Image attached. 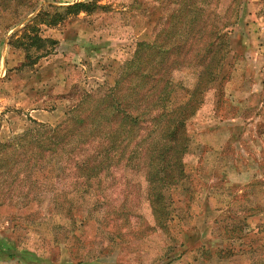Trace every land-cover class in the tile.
I'll return each instance as SVG.
<instances>
[{"label": "rangeland", "instance_id": "1", "mask_svg": "<svg viewBox=\"0 0 264 264\" xmlns=\"http://www.w3.org/2000/svg\"><path fill=\"white\" fill-rule=\"evenodd\" d=\"M37 1L36 10L13 27L14 18L0 12V140L5 142L36 122L60 124L87 93L100 97L122 77L131 86L136 81L137 63L131 61L138 43L177 47V33L193 35L191 59L171 69L175 83L171 99L185 101L204 65L196 54L205 52L216 35L210 33L212 25L237 20L230 22L234 25L228 27L230 33H223L230 50L217 69V79L200 94L202 101L186 122L185 176L172 191L175 217L167 229L156 226L145 170L125 165L122 159L102 176L97 188H87L75 183L71 166L64 168L56 161L51 177L36 192L40 200L10 198L15 189L9 188V200L0 206V239L35 252L39 262L18 256L0 257V264H251L264 250V232L257 228L264 211L253 212L255 205L264 206V0ZM80 1L90 3V10L71 13L55 25H41L42 36L57 43L36 63L26 64L22 50L10 45L11 35L42 9L53 11L51 5ZM186 3L201 7V19L193 26L188 20L196 16L187 8L181 16ZM156 63L155 59L145 65L151 68ZM223 73L227 77L220 84ZM139 98L133 94L128 98L133 114L146 109L144 103L134 104ZM85 104L90 105L88 100ZM144 113L140 126L147 129L121 127L126 132L120 138L130 139L128 152L137 149V143L144 148L155 135H147L154 124ZM76 114L82 116L81 111ZM67 122L70 129L72 122ZM118 126L117 121L112 128ZM81 147L84 155L94 149L91 144ZM4 179L0 172V186ZM245 214L246 238L254 248L260 245L259 251L231 257L202 253L203 245L227 248V230L240 224Z\"/></svg>", "mask_w": 264, "mask_h": 264}, {"label": "trees", "instance_id": "2", "mask_svg": "<svg viewBox=\"0 0 264 264\" xmlns=\"http://www.w3.org/2000/svg\"><path fill=\"white\" fill-rule=\"evenodd\" d=\"M38 4L36 0H0V12L6 13L7 18H14L13 23L10 24V27H13L34 12ZM90 6V3L80 1L62 7L51 5L53 11L42 9L11 35L9 43L14 48L22 50L26 64L32 65L39 57L50 53L53 45L57 43L55 39L42 36L41 25H55L71 13L89 11ZM185 8L196 16L188 20V26H193V22L201 19L199 15L201 7L199 3H186L180 10L181 16ZM230 22L228 20L221 27L212 25L210 33L216 35L208 43L209 47L205 52L196 54L198 61L204 65L198 82L193 89H189L185 101L175 103L171 99L172 87L175 86L171 69L186 64V61L191 59L192 51L189 45H191L190 37L193 35L177 33L175 40L179 43L177 47L158 49L155 43L147 44L146 41L138 43L139 48L145 44L148 48L143 51L138 48L136 57L131 61L137 63L133 73L136 75V81L131 85L132 87L130 84L125 85L127 78L122 77L115 86L109 88L100 97L87 93L80 104L69 110L66 119L60 124L50 126L36 122V126L13 140L6 142L0 140V172L5 177L0 186V206L9 200L10 189H15L14 195L10 198L25 199L23 202L40 200L42 196L36 192L41 191L43 181L51 177L53 172L51 166L54 167L56 161H62L64 168L71 166L74 169L71 177L76 179L75 183L81 187L97 188L102 176L107 175L112 166H117L122 159H125L127 161L125 165L133 164L134 169L145 170L149 182L147 195L156 226L167 229L175 217L172 208V191L185 176L184 154L189 141L186 122L196 113L202 101L200 94L217 79L219 74L217 69L223 66V60L230 50L229 41L225 39L227 35L223 33L231 32L228 27L232 28L234 25ZM155 59L157 63L151 68L146 66ZM226 77V73L220 75V84ZM155 80L157 83L153 82ZM150 82L152 84L146 88ZM130 94L140 95L141 98L134 100V104L144 103L146 109L133 114L129 110ZM87 100L90 105H83ZM152 110L155 114H152ZM79 111L82 112V116L76 114ZM144 112L149 113L148 120L154 124L153 127H148L147 135L149 137L155 135L144 148L137 143L139 141H136L138 148L134 146L128 152L130 139L125 142L123 137L120 138L122 133L126 132V129L121 127L140 129V119L145 115ZM67 121L72 122L70 129H67ZM117 121L120 126L112 128L113 123ZM140 130L136 131L135 135H138ZM84 144L94 145L93 151L86 155L81 154V146ZM66 155H69V158H66ZM78 155L81 157L75 159ZM17 166L23 168L21 173L15 169ZM54 176H60V173ZM14 183L18 186H14ZM253 209L254 213H258L264 211V206L255 205ZM68 211L72 213V208ZM247 218L248 215L245 214L240 224H232L234 226L227 230L230 242L227 248L211 249L203 245L200 248L202 253L207 256L214 253L218 256L231 257L259 251L260 245L254 248L253 241L249 243V239L246 238L243 227L247 225ZM73 221L76 223L75 220ZM257 228L264 232V221L259 223ZM236 240L240 243L236 244ZM261 251L259 257H255L251 264H264L263 247ZM18 256L28 263L39 262L35 252L27 249L19 250L12 242L0 239L1 258L12 259Z\"/></svg>", "mask_w": 264, "mask_h": 264}]
</instances>
